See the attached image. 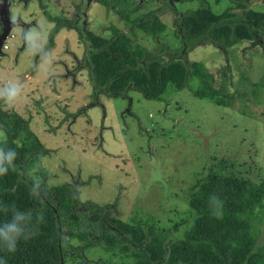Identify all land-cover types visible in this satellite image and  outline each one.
<instances>
[{
    "label": "rangeland",
    "instance_id": "rangeland-1",
    "mask_svg": "<svg viewBox=\"0 0 264 264\" xmlns=\"http://www.w3.org/2000/svg\"><path fill=\"white\" fill-rule=\"evenodd\" d=\"M109 1L106 7L93 4L86 9L88 17L83 18L90 31L104 37L110 36L106 29L112 24L126 28L120 13L132 7V0ZM207 1L215 14L236 6V0ZM79 2L44 3V8L51 16L72 20ZM247 3L248 8L264 12V0ZM145 6L140 13L150 7ZM198 7L197 3L182 4L180 10ZM30 14L43 34L37 43L45 42V50L54 56L49 73L40 70L42 57L31 55L14 29L9 49L0 56V86L9 80L22 86L21 98L15 106L10 108L4 103V109L31 120L30 130L34 133L30 138L23 134L18 144L34 142L41 150L24 167L30 179H47L51 186L75 183L78 179L86 182L79 187L81 202L104 206L120 198L117 207L107 212L109 217L145 230L152 225L158 233L171 230L166 241L181 237L183 225L191 220L189 197L202 177L217 173L257 184L263 181L261 47L237 45L230 49L227 59L208 46L191 53V61L205 64L213 76L211 84L221 92L218 96V100H223L221 106L196 97L191 89L195 90L199 82L194 80L182 90L168 85L162 100L157 101L147 100L140 92H130L132 106L125 99L101 97L102 104L90 108L76 122L69 119L64 123V110L80 113L91 102L92 86L87 70L68 75L76 67L77 58H82L84 46L75 30L64 28L55 37L54 47L47 49L54 24L35 3L24 10L23 19L26 21ZM173 15L169 12L161 17L168 28L160 39L176 49L180 43L174 36ZM18 28L23 31V27ZM139 39L143 45L155 47L151 37L141 32ZM224 60L228 61L231 73H222ZM138 120L149 133L139 131ZM78 217L79 223L73 227L74 236L69 242L84 250L79 255L68 254L64 264H142L136 253L115 248L107 234H102L99 240L100 228L88 221L87 213H79ZM177 224L181 226L178 231L174 229ZM69 225L64 229L68 230ZM91 241L98 245L89 246ZM259 243L264 244V226Z\"/></svg>",
    "mask_w": 264,
    "mask_h": 264
},
{
    "label": "trees",
    "instance_id": "trees-1",
    "mask_svg": "<svg viewBox=\"0 0 264 264\" xmlns=\"http://www.w3.org/2000/svg\"><path fill=\"white\" fill-rule=\"evenodd\" d=\"M199 1L195 10L181 11L176 5H157L151 0L150 7L140 13L145 4H132L120 13L125 29L111 25L109 37L89 30L84 21L52 17L44 8L43 13L56 21L50 31L47 49L54 47L56 35L63 29L75 30L84 46V54L77 58L76 67L68 75L87 70L92 86L91 102L80 113L64 110V123L76 122L80 115L107 99H125L132 106L130 92L137 91L147 100H162L168 85L179 90L189 87L194 80L198 87L191 92L198 98L223 105L218 96L220 90L212 83L213 76L205 64L191 61V53L198 47L208 46L221 52L227 59L230 49L245 42L260 43L264 50V12L255 11L242 3L240 13L226 9L221 14L211 11L206 0H181L182 3ZM219 2V0H216ZM106 7L108 0L103 1ZM147 5L145 7H147ZM171 10L175 16V38L180 46L171 48L161 41L168 26L161 17ZM151 37L155 47L151 49L140 42L139 34ZM138 38V39H137ZM222 73L230 72L226 65ZM67 75V76H68ZM7 112L0 100V147L16 152L15 168L0 176V206L8 205L24 213H30L35 235L17 242L14 252L0 249V258L7 264H64L68 254L79 255L82 246L69 242L79 223V213H87L88 221L100 228L102 234L113 239L120 252L132 251L142 264H264V244H260L264 226V179L260 184L248 179L209 173L202 177L188 201L191 220L185 222L181 237L167 240L171 230L158 233L152 225L146 230L107 215L118 203L100 206L93 202L80 201L79 187L85 183L49 185L47 179L34 181L25 174V165L41 154L34 142H22V135L34 136L30 121L20 114ZM132 114V113H130ZM139 131L144 132L140 120ZM58 129V128H57ZM148 132V131H147ZM149 133V132H148ZM43 149H45L43 147ZM50 155V151L46 150ZM39 183V196L30 194L33 185ZM216 195L223 202L222 215H212L209 197ZM43 217V221L39 219ZM11 219V210L5 215L0 211V226ZM69 229L65 230V225ZM180 225L174 226L175 230ZM92 242L89 246H97ZM87 247V246H86ZM84 250V249H83Z\"/></svg>",
    "mask_w": 264,
    "mask_h": 264
},
{
    "label": "clouds",
    "instance_id": "clouds-1",
    "mask_svg": "<svg viewBox=\"0 0 264 264\" xmlns=\"http://www.w3.org/2000/svg\"><path fill=\"white\" fill-rule=\"evenodd\" d=\"M14 31H16L23 42L26 45L27 51L31 55H40L42 57V63L39 66L40 70L45 74L49 73V70L54 62V56L51 51L45 50V42L37 43V40L43 36L42 32L38 28H30L20 31L17 26L16 18H12ZM4 50V49H3ZM22 95V86L17 81H7L3 86H0V100H2L6 106L14 107ZM2 135V134H0ZM16 152L12 149L0 147V176L6 175L10 168L14 169V161L16 159ZM40 185L37 182L30 190V194L34 197L39 196ZM209 206L212 210V215L219 218L222 215L223 202L216 195L209 197ZM11 210V219L4 222L0 226V249L5 252H14L16 250L17 242L21 239L28 240L35 235L34 225L32 224V217L30 213H24L8 205L0 206V211H3L5 215ZM41 222L43 217L39 218ZM0 264H7V261L0 258Z\"/></svg>",
    "mask_w": 264,
    "mask_h": 264
},
{
    "label": "flooded vegetation",
    "instance_id": "flooded-vegetation-1",
    "mask_svg": "<svg viewBox=\"0 0 264 264\" xmlns=\"http://www.w3.org/2000/svg\"><path fill=\"white\" fill-rule=\"evenodd\" d=\"M4 1H8V3H9L10 20L12 21V18L15 17L16 21H21L24 24H26V26L23 27V30H25V29L37 28L38 27L37 22L32 19V15L31 14L29 15V18L26 21L23 19V12H24V10H27V8H28V6L30 4H33V3L37 4V6L43 12L44 9L46 10V8H44V3L47 4V5H53V4H58V3H61V2H65L66 0H0V9H1V4ZM103 1H106V0H80V2L76 6L77 9H76V11L73 14L74 19H72L71 21H74V22H77V21L82 22V21H84L85 22L86 20L83 19V18H85L87 16L86 9L90 8L93 4H96V5L104 7ZM147 1H149V0H132L131 2H132L133 5H135V4H138L139 2L140 3H144V2H147ZM108 2L110 3L109 0H108ZM151 2L155 3L157 5H163V4L176 5V7L179 10H180V5H182V4H187V5H191V3L199 4V1L182 3L181 0H151ZM206 2L208 3L207 0H206ZM236 2L242 3V4H244L245 6L248 7V5H247L248 4L247 3L248 0H236ZM81 5H82V7H80ZM231 9H232V11L234 13H240L242 11V7H238L237 3H236V6L234 8H231ZM169 12H170L171 15L173 14V12L171 10L167 11L165 14H169ZM52 17H54V16H52ZM174 18H175V16H174ZM29 19H30V22L28 21ZM68 20H70V19H68ZM173 21H172V24H173ZM52 23L54 24L53 27H55L56 21H52ZM85 23L88 26V22L86 21ZM3 28H4V25L1 23V14H0V34L2 33ZM125 30H126V28H125ZM244 44H247V47H249V48H251L253 46H257V47H261L263 49V47L260 45V43H256L255 41H253V42H245ZM224 61H225V65H226V62H228V61L227 60H224ZM229 73H231V71Z\"/></svg>",
    "mask_w": 264,
    "mask_h": 264
},
{
    "label": "water",
    "instance_id": "water-1",
    "mask_svg": "<svg viewBox=\"0 0 264 264\" xmlns=\"http://www.w3.org/2000/svg\"><path fill=\"white\" fill-rule=\"evenodd\" d=\"M0 14H1V23L4 25L3 31L0 34V56H1V54L4 53L3 47L5 45V42L7 41L9 35L13 32L12 30L14 29L13 23L10 20L8 1L2 2ZM17 26L25 27L26 24H24L21 21H17ZM27 78L28 79L31 78V75H28ZM75 84H77V81H75Z\"/></svg>",
    "mask_w": 264,
    "mask_h": 264
},
{
    "label": "built area",
    "instance_id": "built-area-1",
    "mask_svg": "<svg viewBox=\"0 0 264 264\" xmlns=\"http://www.w3.org/2000/svg\"><path fill=\"white\" fill-rule=\"evenodd\" d=\"M13 38H14V35L13 34H10L7 41L5 42V45L3 47L4 51L8 50L9 49V43L11 41H13Z\"/></svg>",
    "mask_w": 264,
    "mask_h": 264
}]
</instances>
